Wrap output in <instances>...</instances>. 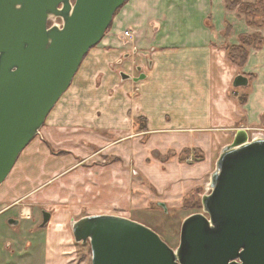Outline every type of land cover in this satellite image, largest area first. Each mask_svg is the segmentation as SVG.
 <instances>
[{
    "label": "crops",
    "instance_id": "1",
    "mask_svg": "<svg viewBox=\"0 0 264 264\" xmlns=\"http://www.w3.org/2000/svg\"><path fill=\"white\" fill-rule=\"evenodd\" d=\"M254 1L239 0L230 9L226 0L121 6L92 48L99 59L82 60L40 129L34 146L41 154L31 152L0 186V264L72 262L73 215H117L109 208L129 191L127 166L141 173V186L152 187L157 203L179 209L204 185L237 131L264 132V42L246 46L241 65L227 52L243 35L264 40V17L240 9ZM239 74L247 84L233 87ZM56 177L58 186L51 183ZM75 179L78 198L70 194ZM33 190V199L19 205ZM43 212L50 215L44 225Z\"/></svg>",
    "mask_w": 264,
    "mask_h": 264
},
{
    "label": "water",
    "instance_id": "2",
    "mask_svg": "<svg viewBox=\"0 0 264 264\" xmlns=\"http://www.w3.org/2000/svg\"><path fill=\"white\" fill-rule=\"evenodd\" d=\"M126 1L0 0V186ZM246 84L241 74L233 80ZM205 191L175 249L148 226L110 214L72 220L73 239L89 244L91 264H264V134L237 131Z\"/></svg>",
    "mask_w": 264,
    "mask_h": 264
},
{
    "label": "rangeland",
    "instance_id": "3",
    "mask_svg": "<svg viewBox=\"0 0 264 264\" xmlns=\"http://www.w3.org/2000/svg\"><path fill=\"white\" fill-rule=\"evenodd\" d=\"M83 59L99 58H96L93 49H90ZM101 133H105L107 137L109 136L105 131ZM37 139H39V134L35 136L33 140L22 150L19 157L17 158L15 165L13 166L11 172L7 177V181H9L12 177L19 173L18 171L20 167L24 165L26 158L31 152L37 151L41 154L40 149L35 148L36 144L34 146V143L35 141H37ZM47 148L49 147L47 146ZM49 150L52 153H58L55 149L49 148ZM111 161V159H106L103 163L105 164ZM98 163L101 164L102 162ZM127 167L130 171L131 186L127 194L120 199H117V203L113 204V206L109 208V213L134 218V220L151 228L161 237L164 242L167 243V245L175 249L178 245L180 226L184 218L193 213L202 211L200 197L203 193L204 186L209 182V177L204 180L205 183L203 186L194 188L191 191V194L184 197L181 208H166L164 210L158 205L157 202L158 198L160 197L152 190V187L146 188L147 184L145 185L146 187L141 186V183H143L144 185L146 182L144 181V178L141 177V173H138L137 170H132L136 169L135 166L130 165ZM51 183L58 186V184L60 183L59 177H56ZM61 183H64V181H61ZM77 183H79V180L77 179L70 182V186L73 187V190L70 194L75 198H78L79 196V190L76 186ZM34 191L35 190L28 193L26 192L25 195L21 198V201H19V205L25 204L24 201L32 200ZM71 205L75 208L74 204ZM42 209L46 210L44 208ZM85 212L86 211L84 210H82V212L80 210L77 211L72 217L73 220L77 219L78 216L84 214ZM76 246L77 254L73 258V261L69 264H91L89 244L76 243Z\"/></svg>",
    "mask_w": 264,
    "mask_h": 264
},
{
    "label": "trees",
    "instance_id": "4",
    "mask_svg": "<svg viewBox=\"0 0 264 264\" xmlns=\"http://www.w3.org/2000/svg\"><path fill=\"white\" fill-rule=\"evenodd\" d=\"M239 2V0H226L227 8H233L235 4ZM240 9L244 12L248 17L250 16H262L264 17V0H255L252 4H240ZM251 22V21H249ZM264 40L258 35H243L241 37L240 44L237 46H231L227 48L229 58L241 65L244 63L247 55L246 46L253 44L254 46H260L263 44ZM187 153V151H185ZM183 153V154H185ZM186 155V154H185ZM184 156H181L183 158Z\"/></svg>",
    "mask_w": 264,
    "mask_h": 264
},
{
    "label": "built area",
    "instance_id": "5",
    "mask_svg": "<svg viewBox=\"0 0 264 264\" xmlns=\"http://www.w3.org/2000/svg\"><path fill=\"white\" fill-rule=\"evenodd\" d=\"M54 24H57L58 26H60L61 23L58 20H51V21H49V25H54ZM123 36L124 37H131L130 31L129 30H125L123 32ZM259 133H263L264 134V132H259Z\"/></svg>",
    "mask_w": 264,
    "mask_h": 264
},
{
    "label": "bare ground",
    "instance_id": "6",
    "mask_svg": "<svg viewBox=\"0 0 264 264\" xmlns=\"http://www.w3.org/2000/svg\"><path fill=\"white\" fill-rule=\"evenodd\" d=\"M256 134H258V133H255L254 135H256ZM7 179V178H6Z\"/></svg>",
    "mask_w": 264,
    "mask_h": 264
},
{
    "label": "flooded vegetation",
    "instance_id": "7",
    "mask_svg": "<svg viewBox=\"0 0 264 264\" xmlns=\"http://www.w3.org/2000/svg\"><path fill=\"white\" fill-rule=\"evenodd\" d=\"M58 20V19H57ZM58 21H60V20H58Z\"/></svg>",
    "mask_w": 264,
    "mask_h": 264
}]
</instances>
